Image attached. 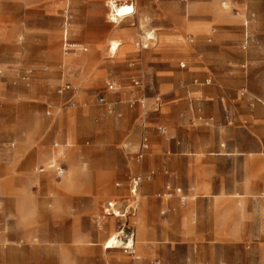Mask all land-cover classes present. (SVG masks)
I'll return each instance as SVG.
<instances>
[{
  "label": "rangeland",
  "instance_id": "374dc122",
  "mask_svg": "<svg viewBox=\"0 0 264 264\" xmlns=\"http://www.w3.org/2000/svg\"><path fill=\"white\" fill-rule=\"evenodd\" d=\"M110 1L0 0V264H131L139 254L123 247L137 227L185 223L179 209L226 230L234 244L213 250L222 264H264V0H119L133 13L116 23ZM83 71L98 77L79 102ZM66 81L69 98L57 93ZM167 178L182 203L159 197Z\"/></svg>",
  "mask_w": 264,
  "mask_h": 264
},
{
  "label": "crops",
  "instance_id": "0c3cea01",
  "mask_svg": "<svg viewBox=\"0 0 264 264\" xmlns=\"http://www.w3.org/2000/svg\"><path fill=\"white\" fill-rule=\"evenodd\" d=\"M172 8L178 9L176 6H169L165 10V13L168 15L169 19H170V9ZM160 9L162 10V8ZM161 14H163L162 11ZM178 15H179V19H177V21L179 22H173V24L175 26V29L178 28L177 30L183 31L185 29L183 28L182 22H180L182 20V17L180 15L179 9H178ZM190 29L193 30L197 28L195 27L186 28V30H190ZM110 40L107 42V44H109ZM42 57L43 56H40V58ZM44 60H40V61L42 63H45ZM86 75L87 74L85 73V71L80 73H74L73 75V81L75 83L76 82L79 83V86L82 87V90L80 91L81 93L75 96L76 101L79 102L80 99L83 98V95L86 94L85 92L88 91L86 90L87 89L86 87H89L97 83V77H98L97 75H95V77L91 78L90 80L86 78ZM65 83L70 85V82L68 81L64 82L63 84ZM64 95L66 97L68 96L67 98L72 97L68 93H65ZM143 103L144 102H142V105H144ZM139 105H141L140 102ZM156 105L159 107L158 103ZM106 106L107 109H109L111 105L107 104ZM135 113H139L138 108L136 110H133V114ZM63 116H64L63 118H66V116H68V112H66L65 115ZM220 150L221 149L219 148L218 152L220 154L219 155L220 157L226 156L227 152L230 153L233 152L228 150L224 154H222L223 152L221 151L222 152L221 153ZM146 152L144 153V155L146 154ZM180 152L182 153L184 151H180ZM161 153L164 154L165 150L164 151L162 150ZM46 155L47 153H44V151L42 150L38 151V156L47 158L48 156L46 157ZM182 160L184 164L187 163V157H182ZM176 161L177 158L174 156L172 157L160 156L156 161V166H162V168H164L163 165L165 164L168 165L170 168H174ZM54 163L59 164L57 163V160H54ZM64 173H62V175H60L59 177L60 178L63 177ZM165 184L166 185L170 184L172 187L177 186L172 178H167ZM158 187H159V181L157 180L156 182L153 183L151 188L158 189ZM199 189L200 188L196 186L195 194L202 193V189L201 190ZM143 197L146 198L147 195H144ZM183 214H185V216ZM177 216L178 217L184 216L185 223L171 224V225H164V224L139 225L137 227V230L134 233L133 240L130 241L134 242L132 248L134 247L135 250H137L139 256L136 257V259L133 260L131 264H155L154 260L156 258H160L162 264H199L200 262H201L200 264H222L224 258L221 257L220 253L216 255L213 252V250H220L221 248L225 249L227 248L228 245L231 246L234 244L233 240L232 241L227 240L225 235L226 230H222L216 226L201 227V226H195L189 224L186 221V219L189 218V215H187V211L183 213V211L179 209L177 211ZM109 233L110 231L107 230L104 236H107ZM104 236H102V238H104ZM205 250H208V253H205ZM113 257L115 258V255ZM120 257L123 258L122 255L118 256V258Z\"/></svg>",
  "mask_w": 264,
  "mask_h": 264
},
{
  "label": "built area",
  "instance_id": "2783aa9c",
  "mask_svg": "<svg viewBox=\"0 0 264 264\" xmlns=\"http://www.w3.org/2000/svg\"><path fill=\"white\" fill-rule=\"evenodd\" d=\"M67 21L68 19L67 18H64V27L66 28L67 27ZM66 29L63 30V42L65 43V48L66 47H71L70 45H68V40H67V37H66ZM182 67H184L183 65H181ZM0 75H2V71L0 70ZM32 75V71L31 70H26L24 73H23V79L24 80H28L30 78V76ZM206 84H209L210 81L209 80H206L205 81ZM134 85L135 86H138L139 87V82L138 81H135L134 82ZM106 90L110 91V92H113L115 91L114 89V86L111 84V83H107L106 84ZM72 91V88L69 84L65 83V84H62L61 86H59L58 90H57V93L59 95H64L65 93H69ZM96 101L100 104V105H107L108 102L106 100V98H104L103 96H97L96 97ZM141 104H142V100L139 101ZM133 105V104H132ZM108 112L110 114L114 113V109L113 107H109L108 109ZM160 130H163V129H160ZM5 147L7 148H13L14 147V144L13 143H8L5 145ZM148 150V144H147V141L146 139L144 138L141 143H140V146H139V149H138V152L135 154L136 158L138 160H142L143 159V156H144V153ZM49 169H52L54 170L55 174L56 175H62V173H64V168L60 165H57L56 163L52 164L51 166H49ZM45 170L42 168L39 170V173H44ZM141 184V178L140 177H136L132 180L131 182V193L134 194L137 190V187ZM181 190L179 188H174L172 187L170 184H167L164 188V192L162 193V195H159L160 198H164L166 200L172 198L173 196H178L180 198V201L182 203L183 201V198L181 199L180 195H181ZM161 215H165V211H162L160 212ZM133 238V236H131ZM132 240V239H130ZM130 240H127L126 243H125V246L123 247L124 250H130L131 251V248L132 246H129V241ZM128 246V247H127ZM118 247V246H117ZM120 247V246H119ZM133 253V252H131Z\"/></svg>",
  "mask_w": 264,
  "mask_h": 264
},
{
  "label": "bare ground",
  "instance_id": "6f19581e",
  "mask_svg": "<svg viewBox=\"0 0 264 264\" xmlns=\"http://www.w3.org/2000/svg\"><path fill=\"white\" fill-rule=\"evenodd\" d=\"M118 2H119V0H111L109 2V21L113 22V23H116L119 19L124 20V19L128 18L131 13H133V7H131L130 5H127V6L118 5L117 4ZM144 38L147 40L154 39L151 36V33H146V37H144ZM119 47H120V44L118 43V41H110L108 44L109 54L110 55H116V53L119 50ZM113 205H115V204L112 202H109L107 204V207L109 208L110 206H113ZM119 234L120 233L115 234L114 236H112L111 238H109L107 240V242L105 243L107 249L117 248L116 244L117 243L119 244V242H120L118 239ZM129 246H133L132 241L129 242Z\"/></svg>",
  "mask_w": 264,
  "mask_h": 264
}]
</instances>
